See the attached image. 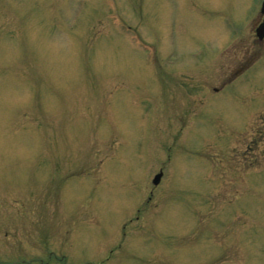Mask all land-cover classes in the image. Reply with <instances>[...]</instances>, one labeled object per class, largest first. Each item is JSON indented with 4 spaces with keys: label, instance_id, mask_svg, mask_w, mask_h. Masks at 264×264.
I'll return each instance as SVG.
<instances>
[{
    "label": "rangeland",
    "instance_id": "obj_1",
    "mask_svg": "<svg viewBox=\"0 0 264 264\" xmlns=\"http://www.w3.org/2000/svg\"><path fill=\"white\" fill-rule=\"evenodd\" d=\"M261 2L0 0V264H264Z\"/></svg>",
    "mask_w": 264,
    "mask_h": 264
},
{
    "label": "water",
    "instance_id": "obj_2",
    "mask_svg": "<svg viewBox=\"0 0 264 264\" xmlns=\"http://www.w3.org/2000/svg\"><path fill=\"white\" fill-rule=\"evenodd\" d=\"M260 13L263 14V18L261 23L255 28V36L258 41H261L264 37V0L262 1ZM161 177V173L159 172L157 175L154 176L152 183L156 185L159 182Z\"/></svg>",
    "mask_w": 264,
    "mask_h": 264
},
{
    "label": "flooded vegetation",
    "instance_id": "obj_3",
    "mask_svg": "<svg viewBox=\"0 0 264 264\" xmlns=\"http://www.w3.org/2000/svg\"><path fill=\"white\" fill-rule=\"evenodd\" d=\"M261 42V41H260Z\"/></svg>",
    "mask_w": 264,
    "mask_h": 264
}]
</instances>
